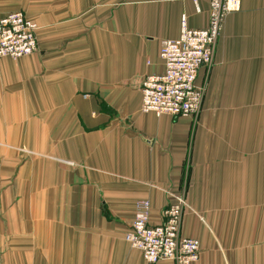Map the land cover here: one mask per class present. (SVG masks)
Returning a JSON list of instances; mask_svg holds the SVG:
<instances>
[{"label":"crops","instance_id":"crops-1","mask_svg":"<svg viewBox=\"0 0 264 264\" xmlns=\"http://www.w3.org/2000/svg\"><path fill=\"white\" fill-rule=\"evenodd\" d=\"M210 0H0L38 50L0 59V264H148L126 236L140 200L176 196L195 264H264V0L229 14L199 113H143L162 43ZM158 264H175L164 261Z\"/></svg>","mask_w":264,"mask_h":264},{"label":"built area","instance_id":"built-area-1","mask_svg":"<svg viewBox=\"0 0 264 264\" xmlns=\"http://www.w3.org/2000/svg\"><path fill=\"white\" fill-rule=\"evenodd\" d=\"M242 0H210L208 25L204 29L188 27L182 18L180 36L162 43L160 57L165 71L159 76H147L141 84L143 113L156 116L187 117L200 112L205 88L198 83L199 72L214 63V53L222 34L225 18L241 10ZM36 22L22 12L0 19V59L18 60L38 50ZM186 201L176 196L165 209L161 225H151V202L140 200L126 236L132 248L143 254L148 264L171 261L175 264H195L200 260V242L183 237L182 218Z\"/></svg>","mask_w":264,"mask_h":264}]
</instances>
